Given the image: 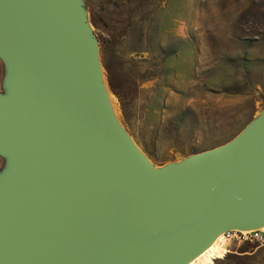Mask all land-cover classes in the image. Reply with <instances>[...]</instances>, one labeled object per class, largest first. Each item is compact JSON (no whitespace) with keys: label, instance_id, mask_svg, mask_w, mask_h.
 <instances>
[{"label":"water","instance_id":"obj_1","mask_svg":"<svg viewBox=\"0 0 264 264\" xmlns=\"http://www.w3.org/2000/svg\"><path fill=\"white\" fill-rule=\"evenodd\" d=\"M94 45L75 0H0V264H182L263 224L264 112L155 168L109 113Z\"/></svg>","mask_w":264,"mask_h":264},{"label":"rangeland","instance_id":"obj_2","mask_svg":"<svg viewBox=\"0 0 264 264\" xmlns=\"http://www.w3.org/2000/svg\"><path fill=\"white\" fill-rule=\"evenodd\" d=\"M75 3L102 43L109 113L155 168L224 145L264 112V0ZM12 84L0 56V96ZM8 167L0 155V177ZM222 244L210 264H264V244Z\"/></svg>","mask_w":264,"mask_h":264},{"label":"bare ground","instance_id":"obj_3","mask_svg":"<svg viewBox=\"0 0 264 264\" xmlns=\"http://www.w3.org/2000/svg\"><path fill=\"white\" fill-rule=\"evenodd\" d=\"M93 49H94L95 81L97 83V86L102 91L103 85H102V82L100 79V73H99L100 72V66H99L100 64L97 62V57H96L97 47L93 46ZM106 103L108 105L109 112L112 113V111L110 109L109 102L106 101ZM112 115H113V113H112ZM263 228H264V223L257 225V226L249 227L246 229H241L239 231H252V230L263 229ZM222 234L223 233H219L208 244H206L200 251H198L195 255H193L192 257L187 259L182 264H210V263H212L211 258H213V257H214V259L222 258L224 256V254L226 253V251L224 249H222L221 246H219L223 242Z\"/></svg>","mask_w":264,"mask_h":264},{"label":"built area","instance_id":"obj_4","mask_svg":"<svg viewBox=\"0 0 264 264\" xmlns=\"http://www.w3.org/2000/svg\"><path fill=\"white\" fill-rule=\"evenodd\" d=\"M222 239L224 243H236L238 246L245 244L263 245L264 228L252 231L229 230L222 234Z\"/></svg>","mask_w":264,"mask_h":264},{"label":"trees","instance_id":"obj_5","mask_svg":"<svg viewBox=\"0 0 264 264\" xmlns=\"http://www.w3.org/2000/svg\"><path fill=\"white\" fill-rule=\"evenodd\" d=\"M95 38H96V41H97V43L99 44V46L102 48V43H101L100 39H99L98 37H96V36H95ZM99 55H100V59H101L102 67L104 68L105 73H106V80H107V85H108V87H109V90H110L112 93L116 94L115 91H114V88H113L112 85H111V80H110V77H109V67H108V65L105 63V61L103 60V53L101 52Z\"/></svg>","mask_w":264,"mask_h":264}]
</instances>
